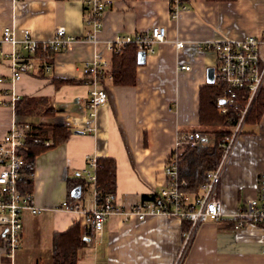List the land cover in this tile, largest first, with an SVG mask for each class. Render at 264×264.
Instances as JSON below:
<instances>
[{
  "label": "crops",
  "instance_id": "obj_1",
  "mask_svg": "<svg viewBox=\"0 0 264 264\" xmlns=\"http://www.w3.org/2000/svg\"><path fill=\"white\" fill-rule=\"evenodd\" d=\"M188 11L171 17L170 0H111L103 16L100 44L79 41L70 49L39 52L34 68L13 77L15 53L21 44L0 43V141L16 125L62 124L72 130L69 140L40 154L35 161L33 196L39 215L23 217L21 244L14 259L5 255L6 227L0 226V264H52L53 240L78 224L86 241L78 264H173L182 249L188 223L177 217L129 215L141 201H157L167 187V160L186 144L184 134L199 132L200 91L207 71L217 65L216 53L203 45L220 40L264 39V0H186ZM85 0H0V41L5 27L18 40L28 30L38 42L54 38L57 28L86 37ZM164 26L166 40L153 45L137 67L135 86H116L110 75L102 82L108 101L91 118L87 102L92 90L83 69L99 51L112 66L108 42L118 36L149 33ZM179 43H184L180 48ZM264 52V47H262ZM45 55H47L45 57ZM44 64V65H43ZM188 66L189 70H181ZM109 72V71H108ZM76 80L55 86L53 80ZM18 96L20 99L14 101ZM42 100L37 113L18 117L22 98ZM53 115L44 116L46 108ZM89 129H92L90 132ZM214 130V128H208ZM114 159V196L126 213L113 214L102 232L85 216L62 208L68 201V180L84 177L89 159ZM264 174V112L259 123H246L225 163L218 196L224 215L196 231L181 264H264V227H236L235 215L257 196ZM85 178V177H84ZM90 192L89 196H86ZM80 201L94 207V189L87 184Z\"/></svg>",
  "mask_w": 264,
  "mask_h": 264
},
{
  "label": "built area",
  "instance_id": "obj_2",
  "mask_svg": "<svg viewBox=\"0 0 264 264\" xmlns=\"http://www.w3.org/2000/svg\"><path fill=\"white\" fill-rule=\"evenodd\" d=\"M111 0H85L86 23L91 31L86 37L70 36L65 28H57L53 39L47 42H38L31 37L28 30L23 31V38L18 40L9 27L2 32L0 43L12 45L21 44L23 53H15L14 61L16 70L13 77L20 79L22 71H30L34 68V59L39 52H57L70 49L79 41L91 42L98 46L99 33L103 28V16ZM171 17L177 19L189 10L186 0H170ZM167 30L164 26H156L149 33L131 36H118L108 42L107 49L113 55L120 53L128 45H134L139 51L153 52L155 43L166 40ZM184 47V43H179ZM264 39L250 35L242 40H220L203 45L202 49H211L216 53L217 65L215 69V84L226 87L227 96L221 100L218 107L224 113L226 107H234L239 96H242L244 107L242 108L237 124L232 133L222 144L223 153L217 168L208 175V180L201 187V194L196 196L187 193V183L181 179L178 152L169 160L165 167L167 187L161 191V198L157 201H141L132 208L129 215L144 220L150 215H165L177 217L188 223L184 243L173 264H181L186 251L197 229L207 221H219L224 215L222 202L218 196V188L221 182L225 163L228 160L243 128L248 114L254 102L264 89ZM109 62L103 54L96 52L94 59L84 66L83 72L91 84L87 111L91 118L96 116V111L108 101V94L101 82L108 76ZM181 70H189L188 66H181ZM3 80H0L2 82ZM18 96L13 98L19 100ZM224 101V103H222ZM91 132L92 129H89ZM32 126L28 123L14 126L0 141V226L6 227L5 255L13 259L21 244L23 230V217L26 213L39 215L41 210L36 206L33 193L23 194L19 188L22 169L25 166L23 155L27 141L31 137ZM204 136L200 132L184 134L181 137L186 144L196 146L203 141ZM97 159H89V167L84 172L87 183L94 189V207L86 210L84 205L76 199L70 203L65 201L62 205L67 211L76 212L85 216L94 231L102 232L105 222L113 214H124L126 211L115 202L114 197L107 196L101 199L97 192ZM257 196L251 200L245 210L236 214V227L243 228L247 223H253L264 227V174L257 181ZM264 255V250L262 251Z\"/></svg>",
  "mask_w": 264,
  "mask_h": 264
},
{
  "label": "trees",
  "instance_id": "obj_3",
  "mask_svg": "<svg viewBox=\"0 0 264 264\" xmlns=\"http://www.w3.org/2000/svg\"><path fill=\"white\" fill-rule=\"evenodd\" d=\"M63 1V0H62ZM234 1V0H221ZM139 50L134 45H128L120 53L112 57V66L108 72L112 82L116 86H135L137 83V67ZM38 53L36 56H39ZM47 55H45L46 57ZM44 65V64H43ZM55 86L78 83L76 80L55 79ZM227 89L217 83L206 85L200 91V133L204 139L198 145L184 144L181 152H178L181 179L185 180L187 193L199 196L201 187L208 180V175L215 170L220 163L223 153L222 144L232 133L237 124L239 114L244 107L242 96H239L234 107H226L223 113L218 107L221 100L226 98ZM42 100L33 98H22L16 106L18 117H27L37 113ZM264 112V89L254 102L246 123L257 124ZM53 115V108H46L44 116ZM214 128V130H208ZM33 134L27 141L23 155L25 166L22 169L19 188L23 194L33 193L34 172L36 158L59 145L67 142L72 135V130L62 124H42L33 127ZM97 169V192L101 199L107 196H115L117 184V166L114 159H98ZM84 177H76L68 180V201H76L71 195L73 189L87 186ZM86 241L81 235L78 224L69 231L57 234L53 240L52 264H78L79 252L85 247Z\"/></svg>",
  "mask_w": 264,
  "mask_h": 264
},
{
  "label": "water",
  "instance_id": "obj_4",
  "mask_svg": "<svg viewBox=\"0 0 264 264\" xmlns=\"http://www.w3.org/2000/svg\"><path fill=\"white\" fill-rule=\"evenodd\" d=\"M146 60V52L140 51L138 54V64L142 65L145 63ZM207 83L209 85H214L215 84V68H210L207 71ZM224 103V101H222ZM82 193V188L81 187H76L73 189L71 195L74 199H79L81 197Z\"/></svg>",
  "mask_w": 264,
  "mask_h": 264
},
{
  "label": "rangeland",
  "instance_id": "obj_5",
  "mask_svg": "<svg viewBox=\"0 0 264 264\" xmlns=\"http://www.w3.org/2000/svg\"><path fill=\"white\" fill-rule=\"evenodd\" d=\"M90 195V192L89 193H87V195L86 196H89ZM14 259V258H13Z\"/></svg>",
  "mask_w": 264,
  "mask_h": 264
}]
</instances>
